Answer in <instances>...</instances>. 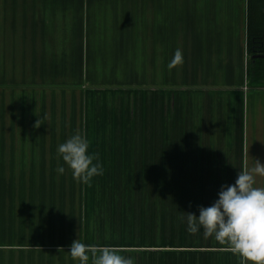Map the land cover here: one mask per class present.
Here are the masks:
<instances>
[{
    "label": "crops",
    "instance_id": "0c3cea01",
    "mask_svg": "<svg viewBox=\"0 0 264 264\" xmlns=\"http://www.w3.org/2000/svg\"><path fill=\"white\" fill-rule=\"evenodd\" d=\"M247 7V0H183L179 10L176 0H0V257L61 253L43 251L46 246L33 251L16 236L18 226H29L32 210L35 217L43 218V210L50 211L46 218L57 215L48 207L54 194L95 209V187L8 184L72 178L66 165L64 175L56 171L63 164L57 147L77 131L103 168L96 177L144 167L173 177H224L225 88L235 114L231 152L238 171L255 160L264 164V88L242 89ZM177 50L182 63L169 69ZM248 116L254 128L245 123ZM135 154L140 168L132 163ZM204 155L215 173H201L208 167L193 158ZM72 210L58 213L68 221L36 222L42 241L78 240L82 227L90 233L96 213L86 220L82 207Z\"/></svg>",
    "mask_w": 264,
    "mask_h": 264
},
{
    "label": "rangeland",
    "instance_id": "374dc122",
    "mask_svg": "<svg viewBox=\"0 0 264 264\" xmlns=\"http://www.w3.org/2000/svg\"><path fill=\"white\" fill-rule=\"evenodd\" d=\"M111 1V0H107ZM120 0H112L119 2ZM101 3V2H100ZM183 0H176L177 10L182 9ZM103 10V6L100 8ZM62 20V16H58ZM70 18V17H68ZM70 22V19H67ZM242 89H250L247 79L245 78ZM179 90V88H177ZM204 91L202 95L206 97ZM224 101V123L222 138L225 143L224 154L222 155L225 172L224 177H186L171 176V172H152L147 168H142L138 172L128 170L124 172L113 171L111 177H96L88 184L78 183L73 178H17L8 184L15 185H44L57 187H95V209L92 204L86 201L79 204L77 200L73 202L59 201V198L68 197L65 194H54L56 198L54 207L57 212L55 217H47L49 210H43V218L35 217L38 212L32 210V217L26 219L27 227H19L17 237H20L22 243L31 244L33 251H38L37 247L46 246L43 251H61L56 254H30L13 256L4 255L0 257V264H78L72 260L68 252L73 243L70 241L58 239L54 241H42L44 238L35 230L36 222L40 220L44 223L48 221H68L67 218H60L58 213H67L69 210H79L83 208V217L87 220V213L94 215L96 213L95 225H89V234L82 231L80 237L84 244L92 249L99 250L104 247L116 249L118 254L124 257H132L135 264H241V258L235 255L225 244H220L213 238H205L201 229L195 234H189L186 230V224L182 222L188 212L199 214L201 206H210L217 198L218 192L222 185H230L235 182L238 174V161L234 160L237 155L231 152L232 143H235V114L232 117L229 96H226V90L223 89ZM219 98V97H218ZM254 121L252 117L246 118L245 123ZM262 122V121H261ZM254 122H252V128ZM245 127V125H244ZM247 136L252 134L250 127L246 125ZM201 131H199L200 133ZM201 137H206L207 130L202 131ZM156 155V154H155ZM133 165L138 168L142 165L138 155H133ZM207 156H195V160L202 161L200 164L208 167L205 171L202 168L201 173L211 174L212 172L207 162ZM205 161V162H204ZM197 163V162H195ZM192 163V165H196ZM178 164V162H177ZM183 165V163H181ZM198 164V163H197ZM145 166V165H144ZM182 167V166H181ZM126 173L128 176H117V174ZM161 173V174H160ZM177 174L190 173L187 171H176ZM193 174L199 172H192ZM144 174V176H142ZM159 174V175H158ZM141 175V176H140ZM167 175V176H165ZM264 179L257 178V186L264 187ZM87 191V190H85ZM91 193H71V197L91 198ZM70 208V209H69ZM58 209H61L58 211ZM34 215V216H33ZM93 217H90V222ZM71 220H76L75 217ZM18 222L23 223L24 220ZM55 235L56 228L53 227ZM60 233H64L61 227ZM73 231V230H72ZM70 231V232H72ZM94 236V239L92 238ZM87 236L89 239L87 240ZM38 238H41L38 240ZM75 241V240H74ZM4 244V243H1ZM1 249V247H0ZM41 249V248H39ZM40 251V250H39ZM91 264V256L89 253Z\"/></svg>",
    "mask_w": 264,
    "mask_h": 264
},
{
    "label": "clouds",
    "instance_id": "9594fccd",
    "mask_svg": "<svg viewBox=\"0 0 264 264\" xmlns=\"http://www.w3.org/2000/svg\"><path fill=\"white\" fill-rule=\"evenodd\" d=\"M182 59L177 50L169 69L182 63ZM57 154L63 161L56 169L59 175L65 174L64 165L78 183L88 184L103 175L102 166L90 151L89 139L79 131L58 145ZM257 177H264V164L258 160L250 168L239 169L235 182L222 185L210 206H201L198 215L188 212L181 218L187 232L195 234L202 229L205 238L226 243L241 258V264H264V187L257 186ZM96 252L79 238L73 241L68 254L78 264H89V253L91 264H135L134 258L124 257L110 247L100 249L98 255Z\"/></svg>",
    "mask_w": 264,
    "mask_h": 264
},
{
    "label": "trees",
    "instance_id": "16d2710c",
    "mask_svg": "<svg viewBox=\"0 0 264 264\" xmlns=\"http://www.w3.org/2000/svg\"><path fill=\"white\" fill-rule=\"evenodd\" d=\"M246 76L250 88H264V0H247Z\"/></svg>",
    "mask_w": 264,
    "mask_h": 264
}]
</instances>
